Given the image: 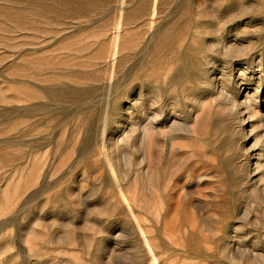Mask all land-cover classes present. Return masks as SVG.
Returning <instances> with one entry per match:
<instances>
[{"label":"rangeland","instance_id":"374dc122","mask_svg":"<svg viewBox=\"0 0 264 264\" xmlns=\"http://www.w3.org/2000/svg\"><path fill=\"white\" fill-rule=\"evenodd\" d=\"M0 0V264H264V0Z\"/></svg>","mask_w":264,"mask_h":264},{"label":"bare ground","instance_id":"6f19581e","mask_svg":"<svg viewBox=\"0 0 264 264\" xmlns=\"http://www.w3.org/2000/svg\"><path fill=\"white\" fill-rule=\"evenodd\" d=\"M155 2H156V0H154V6H153V9H152V13H151V24L153 23V19L155 17Z\"/></svg>","mask_w":264,"mask_h":264}]
</instances>
